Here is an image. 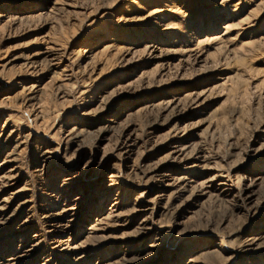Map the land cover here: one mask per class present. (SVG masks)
Listing matches in <instances>:
<instances>
[{
  "label": "rangeland",
  "instance_id": "rangeland-1",
  "mask_svg": "<svg viewBox=\"0 0 264 264\" xmlns=\"http://www.w3.org/2000/svg\"><path fill=\"white\" fill-rule=\"evenodd\" d=\"M115 117L118 125L107 127ZM72 130L81 142L69 144L67 154L38 174L39 156L65 145ZM126 133L136 139L129 165L144 184L159 166L172 169L175 179L184 176V166L169 157L177 144L208 157L210 167L199 181L220 171L249 178V200L245 194L236 200L199 197L190 189L172 201L170 215L160 219L164 225L174 222L179 207L194 212L185 214L190 218L178 230H187L179 252L185 261L224 264L252 231L259 237L238 264H264V219L261 226L253 219L264 208V0H0V175L21 166L18 189L28 187L24 199L0 195V202H10L0 219V254L9 257L35 244L50 211L79 208L76 245L115 199L122 200L121 212L131 210L143 186L127 184L120 197L117 189L101 196ZM103 158L109 162L100 167ZM73 176H79L78 186L66 202L39 208L48 203L43 193ZM32 196L35 203L19 207ZM26 220L27 234L21 233ZM141 220L128 216L105 238L90 240L93 256L82 264H147L135 258L153 239L125 241L133 240ZM205 237L213 240L209 249L201 247ZM50 245L43 242L25 264H43ZM223 248L225 253H211ZM81 255L69 264H79ZM169 261L159 257L153 264ZM48 264L67 263L52 258Z\"/></svg>",
  "mask_w": 264,
  "mask_h": 264
},
{
  "label": "bare ground",
  "instance_id": "bare-ground-1",
  "mask_svg": "<svg viewBox=\"0 0 264 264\" xmlns=\"http://www.w3.org/2000/svg\"><path fill=\"white\" fill-rule=\"evenodd\" d=\"M97 112L98 111H90L89 114L93 113L95 115L97 114ZM116 125H118L117 117H115V120L110 122L107 127L109 126L110 128H115L112 126ZM125 132L127 131L125 130ZM79 135L80 134H76L74 130H72L68 134L69 137L65 145L64 141L56 143L55 147L41 154L37 163H41L42 165L40 166L41 168L36 170V172L40 175L44 174V169L48 167V165H50L54 159L60 157L62 153H68V150L70 148L69 144L75 146L76 144L81 142L82 137L80 138ZM126 135L127 133L123 134L124 142L117 146L118 149L116 150V153L111 157L115 159V162L111 169L112 171L105 181L104 188L106 190L102 192L101 196L105 198V194L107 192L117 189L119 193L118 196L120 197L124 193L123 190L127 188V184L131 188L136 186H143L144 190L131 205V210H129L128 212H121L120 210L122 207V200H120V198L115 199V202L106 209L107 212L95 218L94 223L87 229V236L85 237V241H82L81 243L76 245L74 243L76 238L73 236L75 235L74 232H76L75 228H77L78 224L81 223V213L79 211V208L77 206H66L59 211H50L48 213H45L42 217L45 230L43 231V233H39L36 235L37 242L35 244H32L29 249L23 248L19 252L16 251L13 254L11 253L12 255H10L9 257H7L3 253L0 254V264L28 263L36 255L35 253L37 249L40 248V245L48 240L51 241V245L48 246L49 251L46 252L48 256L43 264H48L52 258L56 259L57 262H66L67 264H69L70 262L68 261V259L71 256L76 255L77 253H81L82 255L78 257L75 262L78 263L80 261L79 264H82V262L86 258L93 256V252H91V250L87 248L88 242L95 238H105L106 232L111 229L112 224H114V226L115 224H118V226L120 227V225L124 223L126 217L128 216L130 217V219L142 217V220L139 222L133 233V240H125L127 244H130L132 241L137 243L149 238L153 239V243L148 248L143 247L140 253L136 254V261L143 259L144 261L148 262L147 264H153L159 257H161V260H163L164 262L165 260H167V257L170 256V261L168 262L169 264H205L199 259V257H192L185 261L182 254L179 253L181 250L180 248H182V243L186 241L188 237L186 235V228L182 231L178 230L185 224L183 219L187 220L190 218H187L185 214L190 216L194 214L192 209L188 206H184L181 208L178 206V216L175 217V219L173 218L174 222L171 225H164L160 219L162 217L170 215V205L172 201L174 199L180 198L181 196H183L182 194L186 192V190L190 189L198 192L199 197L207 195L208 197H214L218 200H236L237 198L241 197L242 194H245L246 199L249 200L252 197L250 190L252 185L247 184L249 178L247 176H231L232 173H228L227 171H220L219 173L211 176L208 179L199 181L197 178L205 174L210 167H207L206 164L208 157H205L204 153H202L203 151L193 152L192 150H188L189 147L177 144L173 146V151L171 152L169 157L172 158L173 163L177 164L178 166H184V168L181 170L183 171L184 176L181 178L176 177L178 179H175L173 178L174 176L172 169H168V167L167 169H165L166 165L159 166L154 171V175H152L148 183L144 184L138 181L140 174H137V172L135 171V166L129 165L130 158H132L131 155L134 152L136 139L127 137ZM104 139H106V136H103L102 140ZM206 156H208V154ZM7 157H9V159H12L13 162L17 161L13 155L10 156V154H8ZM91 162H96V160H92ZM108 162L109 158H103V160L99 162V166L104 167ZM22 178L23 174L21 166L18 165H15L14 168L9 170L7 173L1 174L0 195L7 194L10 195L12 199H24L28 197L26 193L28 190L26 188L28 187L18 189V185L21 183ZM77 179H79V176L67 178V180L63 181V184L60 186L59 190H52L50 193H43L42 200L48 201V203L44 202V205L41 204L39 208L45 209L47 208V205L49 206V204H57L63 201L66 202L69 195H71V193L78 186V182H76ZM25 186L28 185L26 184ZM188 192L190 193V191ZM33 197L34 196L30 197L32 200L27 199L25 201H22L19 207H24L28 203H35L33 202ZM259 200L261 201L260 203H262L264 201V195ZM9 205L10 202L8 201L0 202V219H4L9 213ZM192 207L196 206L192 205ZM32 208L34 209L35 205ZM99 211H101L102 213V208ZM19 213L20 210H14L12 216L9 217L7 221H10V224L12 225L13 221L18 218ZM128 213L130 215H128ZM65 217H67L66 223H62L61 219ZM179 219L182 221H180ZM253 219L254 222L256 221L255 223H258V225L261 226L260 223H262V220L264 219V208L261 212H255L253 214ZM30 225L31 224L29 220H26L22 225L24 230L21 233L27 234L29 229L31 228ZM176 231H178L177 236H180V238H177L174 241V244L170 249L168 247L171 242H168V239L173 236ZM252 234V231L246 232V240L243 242V244H240L235 249H233L231 253H228L227 257L224 258V264H238L240 261L247 259L252 251V246L259 237ZM203 240H207L208 242L204 243L201 247H203L204 249L211 248L213 240H210L209 237H205V239ZM168 249L169 251H171V253H168ZM212 250L213 251H211V253L217 255L221 254L220 252L225 253L227 251L225 250V248ZM145 257L148 258L144 259ZM88 263L90 264L91 262L89 261Z\"/></svg>",
  "mask_w": 264,
  "mask_h": 264
}]
</instances>
